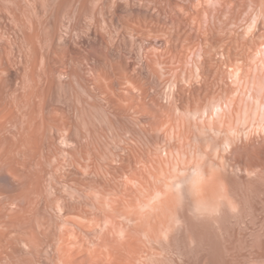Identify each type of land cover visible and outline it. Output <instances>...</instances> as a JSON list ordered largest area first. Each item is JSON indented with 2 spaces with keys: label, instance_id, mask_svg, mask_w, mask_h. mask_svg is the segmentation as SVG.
Listing matches in <instances>:
<instances>
[{
  "label": "rangeland",
  "instance_id": "obj_1",
  "mask_svg": "<svg viewBox=\"0 0 264 264\" xmlns=\"http://www.w3.org/2000/svg\"><path fill=\"white\" fill-rule=\"evenodd\" d=\"M0 69L1 158L28 159L0 183V264H60L63 238L72 264H264V0H0ZM194 152L237 212L169 236L134 207Z\"/></svg>",
  "mask_w": 264,
  "mask_h": 264
},
{
  "label": "clouds",
  "instance_id": "obj_2",
  "mask_svg": "<svg viewBox=\"0 0 264 264\" xmlns=\"http://www.w3.org/2000/svg\"><path fill=\"white\" fill-rule=\"evenodd\" d=\"M140 217L161 215L162 228L170 236L183 228L184 217L194 223H216L224 214H235L237 206L221 171L207 162L202 152L176 160L167 175L137 201ZM147 264H163L150 258Z\"/></svg>",
  "mask_w": 264,
  "mask_h": 264
},
{
  "label": "bare ground",
  "instance_id": "obj_3",
  "mask_svg": "<svg viewBox=\"0 0 264 264\" xmlns=\"http://www.w3.org/2000/svg\"><path fill=\"white\" fill-rule=\"evenodd\" d=\"M1 69H3V68H1ZM1 69H0V70H1ZM4 69H6V71H7V67H4ZM0 72H1V71H0ZM4 78H5V77H4ZM1 79H2V78H1ZM4 85H5V84H4ZM3 88H4V87H3ZM30 90H31V89H30ZM2 92H4V91H2ZM32 93H34L33 90H32ZM35 93H36V92H35ZM35 95H37V94H35ZM21 96H22V95H21ZM28 96H30V94H29ZM28 98H29V97H28ZM25 99H26V98H25ZM25 99H24V101H25ZM2 100H3V99H2ZM18 100H21V99H18ZM26 100H27V99H26ZM33 100H35V99H33ZM24 101H23V102H24ZM10 102H11V101H10ZM16 102H17V101H16ZM26 102H27V101H26ZM29 102H31V101H29ZM29 102H28V103H29ZM6 103H7V102H6ZM15 104H16V103H15ZM31 104H33V103L31 102ZM8 105H9V104L6 105V109H8ZM35 105H36V104H35ZM257 105H258V103H257ZM261 105L263 106V108H261ZM11 106H12V105H11ZM15 106H16V105H15ZM17 106H18V103H17ZM17 106H16V107H17ZM23 106H24V105H23ZM28 106H29V105H28ZM32 106H33V105H32ZM34 107H35V106H34ZM34 107H30V108H28V110L31 109V108H34ZM4 108H5V107H4ZM11 108H12V107H11ZM21 108H22V107H21ZM260 108H261V109H264V102H263L262 104H260ZM1 109H2V108H1ZM9 109H10V108H9ZM12 109H14V108H12ZM12 109H11V110H12ZM17 109L20 110L19 108H17ZM255 109H256V108H255ZM11 110H10V111H11ZM22 110H23V109H22ZM34 110H35V109H34ZM220 110H221V109H220ZM15 111H16V110H15ZM15 111H14V112H15ZM30 111H31V110H30ZM30 111H29V113L31 114ZM255 111H256V110H255ZM255 111H254V112H255ZM1 112H2V110H1ZM6 112H9V110H7ZM6 112H5V113H6ZM11 112H12V111H11ZM18 112H19V111H18ZM22 112H23V111H22ZM32 112H36V111H33V110H32ZM262 112H264V110H262ZM3 113H4V111L2 112V114H3ZM5 113H4L3 115L0 113V114L2 115V116H1L2 118H3V117H7V116H11V115H9V114L6 116ZM9 113H10V112H9ZM13 114H14V113H13ZM19 115H20V114H19ZM32 115H33V114H32ZM34 115H36V113H35ZM14 116H15V115H14ZM1 117H0V119H1L0 121L5 120V118H3V120H2ZM261 117H262V114H261ZM7 118H8V117H7ZM13 118H14V117H13ZM33 118H36V116L33 117ZM263 118H264V117H262V121H261V123H260L261 126H262V127H261L262 129L264 128V119H263ZM7 120H8V119H7ZM34 120H36V119H34ZM28 122H29V121H28ZM262 122H263V123H262ZM35 123H36V122H34V124H35ZM3 124L5 125V123L2 122V124H0V126H1V125L3 126ZM28 124H29V123H28ZM260 124L258 123L259 127H260ZM35 125H36V124H35ZM2 126H1V130L4 129V128H2ZM8 127H9V126H8ZM30 127H31V126H30ZM5 128H6V126H5ZM35 128H36V127H35ZM11 129H12V128H11ZM20 129H21V128H20ZM18 130H19V129H18ZM263 130H264V129H263ZM0 132H1V131H0ZM11 132H13V131H11ZM20 132H21V131H20ZM32 132H33V131H32ZM6 133H7V132H6ZM6 133L4 134L5 137H6ZM13 133H14V132H13ZM17 133H18V132H17ZM30 135H32V134H30ZM0 137H1V135H0ZM2 137H3V136H2ZM7 137H8V134H7ZM11 137H12V136H11ZM35 137H36V136H35ZM0 139H2V138H0ZM2 140H3V139H2ZM12 140H13V139H12ZM12 140H11V142L13 143ZM26 140H27V139H26ZM26 140H25V142H26ZM35 140H36V139H35ZM0 141H1V140H0ZM33 141H34V140H33ZM3 142H4V140L2 141V143H3ZM7 142H8V140H7ZM9 143H10V141H9ZM12 143H11V144H12ZM28 143H30L29 140H28ZM0 144H1V143H0ZM3 144H4V143H3ZM5 144H6V143H5ZM34 144H35V143H34ZM34 144L31 143V146H32V147L34 146V147H33L34 149H32V148L29 147V146H28V147L25 146V147H26V149H27V148H31L32 153H34L33 151L36 150L35 147H37V146L34 145ZM7 145H9V144H7ZM0 147H1V146H0ZM6 147H7V146H6ZM17 148H18V146H17ZM17 148H15V152L18 150ZM19 148H21V146H20ZM4 149H5V154L7 153L6 150H8V151L10 150V148L7 149V148H5V147L3 148V150H4ZM12 149H13V148H12V146H11V150H12ZM24 149H25V148H24ZM24 149H23V150H24ZM26 149H25L24 151L27 152ZM13 150H14V149H13ZM13 150H12V152H13ZM23 150H20V149H19L18 151L21 152V151H23ZM28 150H29V149H28ZM31 151H30V154H31ZM10 152H11V151H10ZM10 152H9V153H10ZM12 152H11V153H12ZM250 152H255V151H250ZM256 152L258 153V152H260V151H256ZM256 152H255V153H256ZM9 153H8V154H9ZM17 153H18V152H17ZM37 153H38V150H37ZM1 154H2V153H1ZM1 154H0V183L2 182V183L5 184V180L7 179V177H5V175H6V176H7V175H10V174H8V171H9L10 173L12 172V173H11L12 176H14L13 174H15V173L17 174V171H16V170L21 169V168H19V167L22 166L23 163L26 162V160H28L26 157L29 156V153L27 154V156H26V154H23V155L26 156V157H24V158H26V159H24V161H23V159H22L21 157H18V156H17V159L22 160V162L19 161V162L22 163V164H19V163L17 162L18 165H19L18 168H17V164H16V167H15V168H14L15 165L12 164L14 161H15V162H14V164H15L16 161H18V160L15 159V158H14L15 160H13V158H10V159H9V156H10L11 154H10V155L7 154V155H8V158H5V159H9V161L13 160V162H12V161L9 162V163H11V164H10L11 166L13 165V167L11 168V166H10L9 168H11V169H8V168H7L8 170H7V169H4V170L2 169V168H3V164H4V160H5V159L1 158ZM13 154H15V153H13ZM21 154H22V153H21ZM35 154H36V153H35ZM3 155H4V154H2V157H3ZM7 155H6V157H7ZM31 155L33 156L34 154H31ZM31 155H30V156H31ZM251 155H253V154H252V153L248 154V157H249V156H250V157L248 158V163H247V165H246V166H247V167H246V173H247V175H248L249 178H250V177L252 176V174L254 173V168H255L254 165H255V164H256V165H255L256 167H257V166H258V167H261V164H259V163H257V162L260 161V159H261L260 156L262 155V153H261V155L259 156L260 158H258V161L255 160L256 162H253L254 159L252 158ZM255 155H256V154H255ZM11 156H12V155H11ZM19 156H22V155H19ZM257 156H258V155H257ZM257 156H255V158H256ZM4 157H5V156H4ZM12 157H16V155H14V156H12ZM34 157H36V156H34ZM34 157H33V158H34ZM253 157H254V155H253ZM20 158H21V159H20ZM30 158H32V157H30ZM30 158H29V159H30ZM33 158H32V159H33ZM2 159H3V160H2ZM32 159H31V160H32ZM34 159H35V158H34ZM5 162H6V163H5V165H6V164H7V161L5 160ZM25 164H26V163H25ZM31 164H32V162H31ZM5 165H4V166H5ZM29 165H30V164H29ZM26 166H27V165H24V168H27ZM13 168H14V169H13ZM16 168H17V169H16ZM28 168H29V167H28ZM12 169L14 170V173H13V170H12ZM15 169H16V170H15ZM2 170H3V171L6 170L5 172H7V173L3 172ZM10 170H11V171H10ZM24 170H26V169H24ZM21 171H23V170H21ZM29 171H30V170H28V173H29ZM23 172L26 173L27 171H23ZM35 172H36V171H35ZM3 173H4V174H3ZM19 173H20V172H19ZM30 174H32V173L30 172ZM30 174H28V175H30ZM259 174H260V173H259ZM19 177H20V176H19ZM5 178H6V179H5ZM14 178H15V176H14ZM31 178H32V177H31ZM4 179H5V180H4ZM16 179H17V178H16ZM16 179H13V180H16ZM26 180L29 181L30 178H29V179H26ZM26 180H25V181H26ZM6 181H7V180H6ZM16 181H17V180H16ZM16 181H15V182H16ZM19 181H20V180H19ZM7 182H8V181H7ZM7 182H6V183H7ZM15 182L12 181V182H10V183H12V184L15 185ZM26 182H27V181H26ZM8 183H9V182H8ZM10 183H9L8 185H10V187H11L12 184H10ZM21 183H23V182L20 181V183H18V184H19L18 187H20V184H21ZM4 184H2V185H4ZM30 184H31V183H30ZM30 184L25 185V187H27V190H29ZM2 185H0L1 188H2ZM4 186H5V185H4ZM16 186H17V184L15 185V187L13 186L12 188L16 189ZM28 186H29V187H28ZM18 187H17V188H18ZM21 187H22V186H21ZM21 187H20V188H21ZM25 187H22V188H23L22 190H24ZM1 188H0V189H1ZM4 188H5V189L8 188L7 185H6V187H3V189H4ZM18 190H19V192L21 193L22 190H21V189H18ZM1 191H4V190H1ZM6 191H7V190H6ZM6 191H5V192H6ZM7 192H8V191H7ZM17 192H18V191H17ZM2 193H3V192H2ZM4 194H6V193H4ZM16 194H18V193H16ZM7 195H10V194H7ZM13 195L15 196V194H12V196L10 195L11 198H13ZM18 195L21 197L20 194H18ZM8 197H9V196H8ZM16 197H17V196H15V198H16ZM20 197H19V198H20ZM32 199H33V198H32ZM8 200H9V199H8ZM25 200H26V199H25ZM27 200H28V199H27ZM21 201H22V200H21ZM21 201H20V202H21ZM6 202H7V201H4V203H6ZM8 202H9V201H8ZM10 202H12V200H11ZM23 202H24V201H23ZM12 203H13V202H12ZM12 203H11V204H12ZM1 204H2V203H1ZM4 205H5V204H4ZM19 205H20V204H19ZM25 206H26V205H25ZM1 207H2V205L0 206V211H2V210H1ZM16 207H17V206H16ZM29 207H30V206H29ZM16 209H18V208H16ZM255 210H256V209H255ZM257 211H258V212H261L262 210L257 209ZM4 212H5V211H4ZM4 212L1 213V214H4ZM5 213H6V212H5ZM16 213H17V212H15V215H17ZM18 213H19V211H18ZM1 214H0V236H2L1 239H3V240H0V241L3 242L4 240H6V242H7V241L10 239V238H9V235H10V236L13 235V234H11L12 231H15V230H16V229H15V230H14V229L11 230V227H13V228L16 227L15 224H13L12 220H17V221H18L17 217L20 216V215L15 216L16 218H14V219H10L12 216L14 217V214L12 215V213H11V214L8 213V215L10 214V215L8 216V218H9V217H10V218H9V219L7 218V220H10L11 222H8V221H7V222H6V221L4 222V219H5V218H3V217H2L3 215L1 216ZM29 215H31V213H30ZM21 216H22V215H21ZM160 216H161V215H160ZM4 217H5V216H4ZM13 217H12V218H13ZM2 218H3V219H2ZM247 218H248V222H249V224L252 225L253 222H254V220H255V217L252 215V213H250V214H248ZM19 219H20V218H19ZM158 219H159V217H158ZM257 219H258L259 222H261L260 232L264 233V216H263V215H262V216L260 215V216L257 217ZM21 221H22V218H21ZM154 221L156 222V219H154ZM14 222H15V221H14ZM155 222H153V223H155ZM151 223H152V222H151ZM135 225H136V224H135ZM137 225H138V224H137ZM151 225H152V224H151ZM156 225H157V222H156V224H155L154 226L156 227ZM131 226H132V225H131ZM133 226H134V225H133ZM154 226H153V227H154ZM128 227H129V226H128ZM157 227H158V226H157ZM157 227H156V228H157ZM131 228L133 229L134 227H131ZM135 228H136V227H135ZM135 228H134V229H135ZM139 228H140V227H139ZM153 229H154V228H153ZM157 229H158V228H157ZM34 230H35V229H34ZM139 230H140V229H139ZM16 231H18V230H16ZM16 231H15V232H16ZM128 231H129V230H128ZM42 232H43V231H42ZM129 232H130V231H129ZM129 232H128V234H130ZM9 233H10V234H9ZM18 233H19V232H18ZM151 233H152V231H151ZM63 234H64V233H63ZM72 234H73V233H72ZM125 234H126V233H125ZM125 234H124V236H127V235H125ZM152 234H153V233H152ZM6 235H8V237H5ZM15 235H19V234H15ZM67 235H69V233H67ZM13 236H14V235H13ZM150 236H151V235H150ZM4 237H5V239H4ZM14 237H15V236H14ZM14 237H13V238H14ZM66 237H68V236H66ZM132 237H133V236H130L129 239L127 238L128 243H129V240H130V242H132L131 239H130V238H132ZM153 237H154V236H153ZM6 238H7V239H6ZM13 238H12V240H13ZM15 238H16V237H15ZM20 238H21V237H20ZM20 238H19V239H20ZM69 238H70V237H69ZM73 238H74V237H73ZM78 238H79V236H78ZM17 239H18V237H17ZM19 239H18V240H19ZM59 239H60V238H59ZM67 239H68V238H66V239L63 238V239L61 240V243H59L60 253H61V254H59V256H60V259H59V260H60V264H72V262H73L74 260H78V259H76V258H78L77 255H76V256H77L76 258H75V256H74V260H73V259L71 260V254H72V253L70 254V252H68V255L70 254V257L66 254V252H65V249H66V246H65V245H66V244H65L64 242L67 243ZM74 239H75V238H74ZM79 239L81 240V238H79ZM18 240H17V241H18ZM135 240H137V239H135ZM140 240H141V239H140ZM143 240H144V239H143ZM143 240H141V241H143ZM13 241L15 242L16 240H13ZM13 241H12V243H13ZM72 241H74V240H72ZM72 241H71V242H72ZM9 242H10V243H9ZM9 242H8V243L11 244V241H10V240H9ZM18 242H19V241H18ZM68 242H69V241H68ZM79 242H81V241H79ZM144 242H145V241H144ZM64 244H65V245H64ZM69 244H71V243H69ZM132 244H134V243H132ZM2 245L8 248V244H7V245H4L3 243H0V246H1V247H2ZM11 245H12V244H11ZM82 245H85V244H82ZM130 245H131V244L129 243V246H130ZM140 245H141V244H140ZM154 245H155V244H154ZM64 246H65V249H64ZM85 246H86V245H85ZM101 246H102V245H101ZM132 246H134V245H131V247H132ZM142 246H143V245H142ZM147 246H148V244H147ZM1 247H0V249H1ZM5 247H4V249H5ZM12 247H14V246L12 245ZM12 247H11V248H12ZM59 247H57V248H59ZM75 247H78V246H75ZM134 247H135V246H134ZM137 247H139V246H137ZM145 247H146V246H145ZM154 247H155V246H154ZM7 248H6V250H7ZM57 248H56V249H57ZM73 248H74V247H73ZM93 248H94V253H95V251H96V247H93ZM125 248H126V247H125ZM135 248H136V247H135ZM147 248H148V247H147ZM2 249H3V248H2ZM4 249H3V250H4ZM12 249H13V248H12ZM14 249L16 250V248H14ZM43 249H44V248H43ZM81 249H82V248H81ZM83 249H84V248H83ZM136 249H137V250H140L139 248H136ZM136 249H135V250H136ZM145 249H146V248H145ZM58 250H59V249H58ZM66 250H69V249H66ZM75 250H76V249H74V251H75ZM84 250L87 251L86 249H84ZM0 251H2V250H0ZM4 251H5V250H4ZM71 251H72V249H71ZM82 251H83V250H79L77 253L79 254V253H81ZM85 251H84V252H85ZM98 251L100 252V251H102V250H99V248H98L97 251H96V253H97ZM110 251H111V250H110ZM131 251H132V253H133V252H135V253L137 252V251H133L132 249H131ZM148 251L150 252L151 250H148ZM6 252H7V251H6ZM16 252H18V251H16ZM108 252H109V251H108ZM112 252H113V251H112ZM141 252H142V251H141ZM144 252H145V250H144ZM149 252H148V254H149ZM90 253L93 254L92 251H90ZM90 253H89V254H90ZM96 253L93 254V255L98 256V258H99V253H98L97 255H96ZM102 253H103V252H102ZM109 253H110V252H109ZM138 253H139V251H138ZM82 254H83V252H82ZM133 254H134V253H133ZM146 254H147V253H146ZM73 255H74V254H73ZM73 255H72V256H73ZM93 255H91V256H92L93 259H95V256H93ZM100 255H101V253H100ZM108 255H111V253L108 254ZM136 255H137V254H136ZM143 255H144V254H143ZM1 256H2V258H3V255H1ZM88 256H89V255H88ZM104 256H105V258H106V254H105ZM115 256H116V255H115ZM129 256H131V255H129ZM4 258H5V256H4ZM12 258H13V256H12ZM117 258H120V256L117 255L116 258H115V260H117ZM121 258H122V256H121ZM125 258H126V255H125ZM132 258H134V257L132 256ZM132 258H129V260L132 259ZM54 259H55V258H54ZM99 259H100V258H99ZM109 259H111V256H109ZM113 259H114V258H113ZM0 260H1V259H0ZM12 260H13V259H12ZM86 260H87V258H86ZM105 260H106V259H105ZM118 260L122 261L121 259H118ZM118 260H117V261H118ZM134 260H137V259H134ZM91 261H93V260H91ZM102 261H103V260H102ZM107 261H108V260H107ZM112 261H113V260H111L110 262H112ZM82 262H83V261H82ZM99 262H100V261H99ZM99 262H98V263H99ZM123 262L126 263V261H123ZM131 262H133V261L131 260L130 263H131ZM140 262H141V261H140ZM75 263H76V262H75ZM92 263H93V262H92ZM95 263H97V262H95ZM112 263L115 264L116 262H112ZM130 263H129V264H130ZM133 263H134V262H133ZM143 263H144V261H143ZM73 264H74V263H73ZM101 264H102V263H101ZM118 264H119V263H118ZM134 264H135V263H134Z\"/></svg>",
  "mask_w": 264,
  "mask_h": 264
}]
</instances>
